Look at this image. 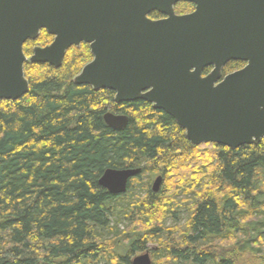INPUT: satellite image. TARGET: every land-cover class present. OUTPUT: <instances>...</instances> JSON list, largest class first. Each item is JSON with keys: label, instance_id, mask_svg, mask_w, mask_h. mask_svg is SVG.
Masks as SVG:
<instances>
[{"label": "trees", "instance_id": "trees-1", "mask_svg": "<svg viewBox=\"0 0 264 264\" xmlns=\"http://www.w3.org/2000/svg\"><path fill=\"white\" fill-rule=\"evenodd\" d=\"M53 40L43 31L24 53ZM92 60L82 45L60 69L27 62L30 92L0 100V264H133L151 242L163 254L155 264H264V140L193 146L152 104H117L114 92L75 85ZM244 66L230 62L223 74ZM107 113L128 116V127L109 128ZM138 168L126 194L99 185L108 169ZM157 172L188 196L182 228L180 193H154ZM139 184L145 195H134ZM172 217L175 231L165 227ZM150 220L158 225L138 228Z\"/></svg>", "mask_w": 264, "mask_h": 264}, {"label": "water", "instance_id": "water-1", "mask_svg": "<svg viewBox=\"0 0 264 264\" xmlns=\"http://www.w3.org/2000/svg\"><path fill=\"white\" fill-rule=\"evenodd\" d=\"M190 2L194 13L178 16ZM154 12L168 18L153 21ZM45 30L54 37L29 59L24 46ZM89 45L93 60L73 83L115 93L117 104L144 101L175 120L196 147L235 150L264 140V0H0V100L30 92L25 64L60 69L73 47ZM230 62L246 66L227 76ZM207 68L212 72L203 76ZM125 130L126 115L107 113ZM142 169H108L99 185L128 192ZM163 177L152 187L159 193ZM133 264H153L146 253Z\"/></svg>", "mask_w": 264, "mask_h": 264}, {"label": "rangeland", "instance_id": "rangeland-1", "mask_svg": "<svg viewBox=\"0 0 264 264\" xmlns=\"http://www.w3.org/2000/svg\"><path fill=\"white\" fill-rule=\"evenodd\" d=\"M192 9L188 6H184V5H181V6H178L177 7V13L179 14H185V13H188L190 12ZM50 45V44H49ZM159 176H162L163 177V184H162V187H161V190L159 193H157L158 195L160 194H164L166 193L167 196L171 195L174 191V195L177 194V193H180L179 190H175L176 188V185L174 186V180L173 178H175L173 175L169 176H165L163 174V172H157L156 175L153 176V179L151 180V188L153 187V184L156 180V178H158ZM147 179H145L146 181ZM145 187L143 185H137L135 187V190L133 191L134 195H137V194H143L145 195L146 194V190L144 189ZM178 202H182L180 207H178L177 211H178V219L181 226H178L175 224L176 221L173 220V217L172 218H168L166 221H165V224H166V228L167 229H170V230H174L178 227H181L185 225L187 219H188V213H187V210H186V205H188V196L181 192L178 196ZM157 226L158 224L154 221V220H150L149 223L147 224H144L143 222L142 223H139L138 224V228L140 227L141 230H144L150 226ZM125 226H126V221L124 220V222L122 223V225H120V228L121 229H125ZM131 229V228H130ZM175 231V230H174ZM159 249V242H151L149 243L148 247H147V251H144V252H139V253H136L135 255L132 256V259H134L135 257L137 256H140V255H144L146 253H149L151 255V259H152V262L153 264L157 263L158 260H161V258H163V254L162 252H160ZM157 251V252H156Z\"/></svg>", "mask_w": 264, "mask_h": 264}, {"label": "flooded vegetation", "instance_id": "flooded-vegetation-1", "mask_svg": "<svg viewBox=\"0 0 264 264\" xmlns=\"http://www.w3.org/2000/svg\"><path fill=\"white\" fill-rule=\"evenodd\" d=\"M181 5H184V6H188V7H190L192 10L190 11V12H188V13H185V14H179V13H177V7L178 6H181ZM175 13H176V15H178V16H184V15H189V14H192V13H194L195 12V10H196V5L195 4H193V3H190V2H180V3H178V4H176L175 5ZM149 18L151 19V20H153V21H158V20H163V19H166V18H168V16H166V15H163V14H160V13H158V12H154V13H152L151 15H149ZM43 31H45V30H43ZM42 31V32H43ZM41 32V33H42ZM45 32H47V31H45ZM54 38V37H53ZM54 41V40H53ZM51 45V44H50ZM82 45H86V44H82ZM81 45V46H82ZM89 46V45H88ZM42 48H44V47H42ZM74 48V47H73ZM72 49V48H71ZM91 49V48H90ZM91 53H92V51H91ZM92 56H93V54H92ZM89 64V63H88ZM245 64V63H244ZM245 66H246V64H245ZM244 66V67H245ZM243 67V68H244ZM242 68V69H243ZM212 70H213V68H211L210 69V71L207 73V74H205V71H204V74H203V76H207V75H209L211 72H212ZM241 70V69H240ZM237 71H239V70H237ZM236 72V71H235ZM234 73V72H233ZM232 74V73H231ZM229 75V74H228ZM223 76H224V74H223ZM227 76V75H226ZM225 77V76H224Z\"/></svg>", "mask_w": 264, "mask_h": 264}, {"label": "bare ground", "instance_id": "bare-ground-1", "mask_svg": "<svg viewBox=\"0 0 264 264\" xmlns=\"http://www.w3.org/2000/svg\"><path fill=\"white\" fill-rule=\"evenodd\" d=\"M157 179V178H156Z\"/></svg>", "mask_w": 264, "mask_h": 264}]
</instances>
